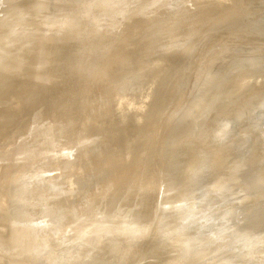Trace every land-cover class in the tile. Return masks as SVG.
Segmentation results:
<instances>
[{
    "label": "water",
    "instance_id": "obj_1",
    "mask_svg": "<svg viewBox=\"0 0 264 264\" xmlns=\"http://www.w3.org/2000/svg\"><path fill=\"white\" fill-rule=\"evenodd\" d=\"M0 264H264V0H0Z\"/></svg>",
    "mask_w": 264,
    "mask_h": 264
}]
</instances>
